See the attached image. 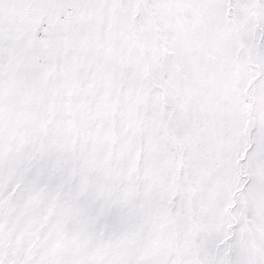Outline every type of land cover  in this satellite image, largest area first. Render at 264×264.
Returning <instances> with one entry per match:
<instances>
[{
	"label": "snow or ice",
	"instance_id": "1",
	"mask_svg": "<svg viewBox=\"0 0 264 264\" xmlns=\"http://www.w3.org/2000/svg\"><path fill=\"white\" fill-rule=\"evenodd\" d=\"M0 264H264V0H0Z\"/></svg>",
	"mask_w": 264,
	"mask_h": 264
}]
</instances>
